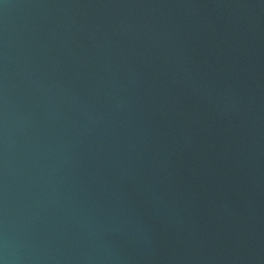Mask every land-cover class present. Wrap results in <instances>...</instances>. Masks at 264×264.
<instances>
[{"label":"water","instance_id":"1","mask_svg":"<svg viewBox=\"0 0 264 264\" xmlns=\"http://www.w3.org/2000/svg\"><path fill=\"white\" fill-rule=\"evenodd\" d=\"M0 264H264V0H0Z\"/></svg>","mask_w":264,"mask_h":264}]
</instances>
